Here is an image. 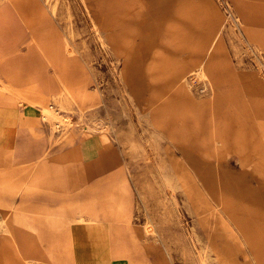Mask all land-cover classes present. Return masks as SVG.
Wrapping results in <instances>:
<instances>
[{
	"label": "rangeland",
	"instance_id": "rangeland-1",
	"mask_svg": "<svg viewBox=\"0 0 264 264\" xmlns=\"http://www.w3.org/2000/svg\"><path fill=\"white\" fill-rule=\"evenodd\" d=\"M58 1L0 0V101L14 100L10 79L53 75L44 52L72 73L63 93L47 58L49 123L25 96L7 107L11 156L41 141L44 161L99 138L132 185L144 264H264V0ZM29 164L0 159L4 237Z\"/></svg>",
	"mask_w": 264,
	"mask_h": 264
},
{
	"label": "crops",
	"instance_id": "crops-1",
	"mask_svg": "<svg viewBox=\"0 0 264 264\" xmlns=\"http://www.w3.org/2000/svg\"><path fill=\"white\" fill-rule=\"evenodd\" d=\"M0 58L3 60L4 55ZM41 61L42 70L50 67L52 76L37 85L10 79L8 92L14 100L0 101V159L14 164L25 160L30 163L29 168L40 162L25 194L15 201V209L6 222L7 237L0 233V264H144L146 248L133 234L132 185L129 181L128 192L121 170L105 160L101 139L81 140L44 161L43 154L51 147L47 149L41 141L25 146L32 150L31 154L13 157L9 153L12 143L8 140V127L14 114L7 107L35 87L46 97L39 104L46 101L49 109H55L51 99L56 85L54 69L43 53ZM26 97L23 101H31L29 95ZM28 103L47 122L43 109ZM6 169L11 168H0ZM128 193L129 209L125 202Z\"/></svg>",
	"mask_w": 264,
	"mask_h": 264
},
{
	"label": "bare ground",
	"instance_id": "bare-ground-1",
	"mask_svg": "<svg viewBox=\"0 0 264 264\" xmlns=\"http://www.w3.org/2000/svg\"><path fill=\"white\" fill-rule=\"evenodd\" d=\"M61 1V0H60ZM60 1H58V2H60ZM62 2V1H61ZM62 5H64L63 4V2L61 3ZM51 5H52V3H51ZM60 6V5H59ZM55 8V7H54ZM58 11H56V14L55 15H57L58 13H57ZM242 16L244 15V14H241ZM245 17L246 16H248L247 14H245L244 15ZM243 22L244 23H247V25L248 26H250V27H252V26H254V25H252V24H254V22H249L248 20L247 21H244L243 20ZM29 23V25H34V22L33 21H30V22H28ZM33 33V32H32ZM71 33V32H70ZM70 35V34H69ZM71 37H72V34H71ZM257 37H258V35H257ZM33 38L34 39H38V37H36V36H34L33 35ZM259 38H261V36L259 35ZM36 41V40H35ZM65 48V47H64ZM65 50V49H64ZM45 54H46V56H47V58H48V60H49V62H50V64L52 65V66H54L55 67V69H56V76H57V78L62 82V84H63V86H64V90H63V93H64V91H69V87H70V81H72V73H71V69H70V63H69V61H68V59H67V56L66 55H63V54H60V53H58V54H56L55 56H52V57H50L51 55L48 53V52H44ZM69 56H71V55H69ZM72 57V56H71ZM61 90V89H60ZM22 94H24V93H22ZM27 95H29L30 96V98H29V100H31V101H29L31 104H39V103H41L42 101V99L44 100V99H46L45 98V96H43L42 94H41V92L37 89V88H34V89H32V91H28V94H26L25 95V98H27L26 96ZM55 98H57V97H55ZM60 98H62V96L60 97ZM5 102V101H4ZM55 102L57 103V104H59V105H62L63 104V102H64V100H55ZM44 113H46V114H50V112L49 111H47V110H44ZM53 114H55V115H57V113H56V111L55 110H53ZM10 242V241H9ZM10 256H12V255H10ZM20 257V256H19ZM22 260V259H21ZM12 262V261H11Z\"/></svg>",
	"mask_w": 264,
	"mask_h": 264
}]
</instances>
